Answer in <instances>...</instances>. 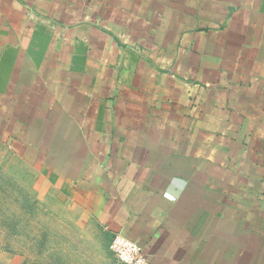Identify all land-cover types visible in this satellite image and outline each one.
I'll return each mask as SVG.
<instances>
[{"label":"crops","instance_id":"obj_1","mask_svg":"<svg viewBox=\"0 0 264 264\" xmlns=\"http://www.w3.org/2000/svg\"><path fill=\"white\" fill-rule=\"evenodd\" d=\"M0 141L153 264H264V0H0Z\"/></svg>","mask_w":264,"mask_h":264},{"label":"rangeland","instance_id":"obj_2","mask_svg":"<svg viewBox=\"0 0 264 264\" xmlns=\"http://www.w3.org/2000/svg\"><path fill=\"white\" fill-rule=\"evenodd\" d=\"M50 158L0 144V246L17 264H120L113 238L51 177ZM42 160L47 168H35Z\"/></svg>","mask_w":264,"mask_h":264},{"label":"built area","instance_id":"obj_3","mask_svg":"<svg viewBox=\"0 0 264 264\" xmlns=\"http://www.w3.org/2000/svg\"><path fill=\"white\" fill-rule=\"evenodd\" d=\"M110 251L120 264H153L140 244L122 232L113 236Z\"/></svg>","mask_w":264,"mask_h":264}]
</instances>
